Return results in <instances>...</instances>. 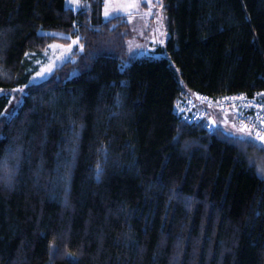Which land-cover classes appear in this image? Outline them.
I'll return each mask as SVG.
<instances>
[{
    "label": "trees",
    "instance_id": "obj_1",
    "mask_svg": "<svg viewBox=\"0 0 264 264\" xmlns=\"http://www.w3.org/2000/svg\"><path fill=\"white\" fill-rule=\"evenodd\" d=\"M83 2L0 0V264H264V151L232 112L179 115L264 92V0H160L164 56L128 64L125 18Z\"/></svg>",
    "mask_w": 264,
    "mask_h": 264
},
{
    "label": "rangeland",
    "instance_id": "obj_2",
    "mask_svg": "<svg viewBox=\"0 0 264 264\" xmlns=\"http://www.w3.org/2000/svg\"><path fill=\"white\" fill-rule=\"evenodd\" d=\"M65 6L74 11L89 7L88 3H84L83 0H65ZM116 16H123L128 24L129 37L126 42L128 61L126 64L129 60L138 58L158 59L164 56L163 51L160 53L159 51L164 49L169 38V17L160 0H104L102 18L107 20ZM74 40L77 39H71L66 45L51 43L50 45H57V47L48 46L40 54H34L35 57L31 59L36 58L33 64L36 71L30 77L31 83L29 81V84L45 81L56 68L72 60L74 54L81 51L79 41L73 44ZM69 45H71L70 50H68ZM50 64L53 67L49 72L46 69ZM42 69L45 71L42 72ZM37 73L41 75L37 76Z\"/></svg>",
    "mask_w": 264,
    "mask_h": 264
},
{
    "label": "built area",
    "instance_id": "obj_3",
    "mask_svg": "<svg viewBox=\"0 0 264 264\" xmlns=\"http://www.w3.org/2000/svg\"><path fill=\"white\" fill-rule=\"evenodd\" d=\"M233 97L237 99H231ZM213 111L232 112L238 127L243 122L254 135L257 131L264 135V92H257L251 97L241 93L216 98L194 94L184 99L179 107V115L185 123H203L209 131L212 129L209 121L213 119Z\"/></svg>",
    "mask_w": 264,
    "mask_h": 264
},
{
    "label": "snow or ice",
    "instance_id": "obj_4",
    "mask_svg": "<svg viewBox=\"0 0 264 264\" xmlns=\"http://www.w3.org/2000/svg\"><path fill=\"white\" fill-rule=\"evenodd\" d=\"M78 41H79V37H77V40H74L72 43L76 44V43H78ZM49 47L50 48H56L57 45H49ZM70 49H71V45L68 46V50H70ZM81 50H82V46H81ZM25 55L27 56L28 54L26 53ZM45 55H47V53H45ZM52 67H53V65L50 64L46 70L50 72L52 70ZM43 71H45V69H42V72ZM40 75H41V73H37V76H40ZM33 79H35V78H33ZM30 83H31V81H30ZM25 87H27V85H25ZM12 91L23 92V88L13 89ZM2 92H3V90H0V93H2ZM231 99H237V98L233 97ZM241 99H242V97H241ZM9 103H11V100H9ZM0 115H3V114L0 113ZM238 131L240 133L244 134L241 136V140L245 139V136H247V138L253 142L254 147L258 143L259 144V150L264 151V135H262L259 131H257L255 133V135H253L251 132V129L249 127H247L243 122H241ZM97 171L99 172V167H98ZM258 174L261 176H264V169L258 170Z\"/></svg>",
    "mask_w": 264,
    "mask_h": 264
},
{
    "label": "water",
    "instance_id": "obj_5",
    "mask_svg": "<svg viewBox=\"0 0 264 264\" xmlns=\"http://www.w3.org/2000/svg\"><path fill=\"white\" fill-rule=\"evenodd\" d=\"M209 122H211L212 123V126L215 127V123H214V121L212 119H210Z\"/></svg>",
    "mask_w": 264,
    "mask_h": 264
}]
</instances>
